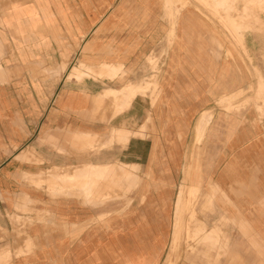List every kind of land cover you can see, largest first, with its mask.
Here are the masks:
<instances>
[{"label": "crops", "instance_id": "1", "mask_svg": "<svg viewBox=\"0 0 264 264\" xmlns=\"http://www.w3.org/2000/svg\"><path fill=\"white\" fill-rule=\"evenodd\" d=\"M167 1L0 0V264H264V27L241 32V56L212 24L192 23L207 17L196 9L171 24ZM151 56L163 67L161 102L147 110L158 157L148 149L146 164L136 155L115 162L137 168H111L91 146L132 129L135 100L124 110L112 101L147 86L106 75ZM203 56L207 70L184 68ZM91 69L101 77L73 76ZM190 146L210 155L202 206L215 190L218 211L207 220L185 202L198 193L182 182ZM102 177L115 197L95 185ZM74 178L70 190L60 184Z\"/></svg>", "mask_w": 264, "mask_h": 264}, {"label": "rangeland", "instance_id": "2", "mask_svg": "<svg viewBox=\"0 0 264 264\" xmlns=\"http://www.w3.org/2000/svg\"><path fill=\"white\" fill-rule=\"evenodd\" d=\"M167 3L170 5L168 9V16L170 19L171 24L174 23L175 21V16L177 15L178 11L182 8H187V9H196L203 14H205L207 17L203 18L200 17H192V23L196 24H212L213 29L212 33L214 35L219 36L221 40V44L225 45L226 43H229L232 48L238 54L242 56V48L240 45V39L238 37L241 35V32L244 30H254L256 27H264V0H169ZM235 14V19L239 25H237L234 22V18L232 17ZM196 20V21H195ZM244 23L245 25H243ZM237 26H236V25ZM215 28V29H214ZM224 38V39H223ZM211 46V45H208ZM220 46V45H219ZM205 48L207 46H204ZM241 48V50H240ZM250 62H252V58L248 59ZM256 60H258L256 58ZM160 60L153 58V56L146 58V60L137 66L134 70H128V69H119L114 75H109L107 74L106 76L108 77H113V76H119L121 79V85H127V84H132L135 85L136 87L144 85L147 86L145 89L139 93H137L133 98L129 99H120L118 101H112L113 108L115 110H124L129 107V104L131 103L132 100H135V104L138 105V113L135 114L134 116L137 115V118H134L131 120L130 117L127 118L128 124L130 130H126L125 128L116 130V129H111V133H119L120 132L122 135L119 136L118 134L114 137L110 138L106 145H96V146H91V149H93L92 153L98 152L99 148H104V151H108L107 155L100 156L98 157L101 162H108L112 164H118L119 168L125 169V168H131L135 169L138 166H131V165H125V164H119L116 158L123 157L125 160L128 159L130 160L131 158H134L136 155L138 156V163L146 164L148 160V149L150 150V155L149 157L154 154L155 152V159L158 157L156 154L159 152L156 150L158 146H156L157 143V137H158V130L155 126V123L153 120L150 118V113L147 112L150 106L160 103V80L162 78V72H163V67L158 62ZM203 64H195V62L192 61V63H188L187 68L189 70H196L195 68H205L206 70L209 68L211 61L207 56H203L202 59ZM80 62L77 61L76 59L72 60V63H70L67 68H65V73L63 74L64 76L67 74L69 71L68 69H72L73 67H76L79 65ZM65 67V66H64ZM81 67V66H80ZM79 67V68H80ZM166 72H169V69L173 68V65H167L166 66ZM178 67V66H175ZM78 68V69H79ZM82 68V67H81ZM240 71H242L241 66H239ZM98 70V69H96ZM251 73H257L258 69L255 66L251 65ZM100 72L96 73L94 70L87 72V74H80V75H73L74 78H77L82 80L84 77H93V78H98L101 77ZM193 75V73H192ZM70 76V75H69ZM102 77H104L102 75ZM161 77V78H160ZM72 77H70L71 79ZM221 80H223V77H220ZM225 84V82L223 81ZM222 82H219L218 88H221L223 85ZM148 84V85H147ZM252 87V86H250ZM135 121H137L138 126H136ZM133 122V125L130 123ZM119 131V132H118ZM134 136L133 138V148H134V155L132 156L130 154V145H128V142H130V137ZM154 142V145L152 144ZM127 149L128 154L127 153ZM190 152L191 155L189 154L187 158V165L190 167L188 175H185V178L182 179V182H184L185 186L192 185L198 187V193H196L194 196L187 195L185 202L189 208H195L199 206L200 210V215L205 219H210L215 215V212L218 211L217 208V194L216 191L213 190V196L211 199L210 205L207 207H203L202 203L205 200V195L210 193L212 191L211 187V182L209 181V178L206 174L209 172V154H206L202 152V149L200 147H195L190 146ZM136 153V154H135ZM123 155V156H122ZM136 158V157H135ZM96 160V161H99ZM124 161V160H123ZM115 165L110 166L111 168H114ZM141 168V166H140ZM67 172L70 171V169H65L61 170V172ZM113 177H102L100 180H98L96 184H103L106 183L109 185L107 188V193L106 196L111 198L115 197V186L114 182L112 181ZM78 183L76 182V179H72L70 181H64L61 182V185H65L69 190H70V184ZM59 186V184H57ZM56 185V186H57ZM48 191L51 192L52 194L55 193H64L66 191H62V189H55V187H51V185L47 184ZM214 189V188H213ZM212 194V193H211ZM181 201H178V206L180 205ZM179 210V207H178ZM199 215V216H200ZM180 211L177 212V221L175 223V227L179 228L180 227ZM194 220H190L188 218L187 220V232H191L194 230V224L197 222L196 214L194 215ZM200 219V217H199ZM202 219V218H201ZM200 219V220H201ZM178 231V230H177ZM188 242L182 243L181 247H178L177 250L172 251V256L171 259H175L176 254L183 253L184 254V248L185 244ZM179 263V262H178Z\"/></svg>", "mask_w": 264, "mask_h": 264}, {"label": "bare ground", "instance_id": "3", "mask_svg": "<svg viewBox=\"0 0 264 264\" xmlns=\"http://www.w3.org/2000/svg\"><path fill=\"white\" fill-rule=\"evenodd\" d=\"M4 5H5V4H4ZM3 7H4V6H3ZM0 10H1V9H0ZM60 63H61V62H60ZM60 65H61V64H60ZM107 100H108V99H107ZM105 113H106V112H105ZM192 189H193V188H190V187H189V190H188L189 193L192 191ZM182 193H183V191L180 190V191H179V195H182ZM179 201H181V199H180ZM16 206H17V205H16Z\"/></svg>", "mask_w": 264, "mask_h": 264}]
</instances>
